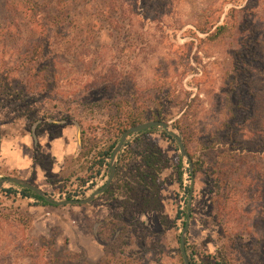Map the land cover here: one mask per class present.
<instances>
[{
    "label": "rangeland",
    "instance_id": "1",
    "mask_svg": "<svg viewBox=\"0 0 264 264\" xmlns=\"http://www.w3.org/2000/svg\"><path fill=\"white\" fill-rule=\"evenodd\" d=\"M104 99L168 122L191 161L212 143L243 157L220 197L205 164H192L185 243L197 264H264V0H0V117L79 126L69 170L43 189L55 199H82L107 179L105 167L88 178L82 149L106 136L107 110L91 107ZM136 139L113 193L88 204L44 205L5 183L0 264H181L189 161L160 129ZM148 148L161 182L157 195L143 189V211L135 169ZM2 176L13 175L0 165Z\"/></svg>",
    "mask_w": 264,
    "mask_h": 264
},
{
    "label": "trees",
    "instance_id": "2",
    "mask_svg": "<svg viewBox=\"0 0 264 264\" xmlns=\"http://www.w3.org/2000/svg\"><path fill=\"white\" fill-rule=\"evenodd\" d=\"M225 25H218L216 27V32L221 31L224 29ZM125 102L120 101V99L115 100H109L104 99L102 101H97L91 105V107H98V109L107 110V117L108 119L105 120L103 123V130L106 134L105 138L99 139L98 144L87 140L83 143L82 149L85 148L83 151L84 157H87L90 155V161L91 164L88 166L87 172H89L88 178L93 177L95 174H98L100 170L105 167L106 170H108V163L110 160V156L112 153V150L114 146L116 145L121 133L127 129L128 127L140 123L143 119H159V116H155L149 113H144L143 111L131 110V111H122V108L124 106ZM121 111V112H120ZM175 126L178 128H181V126L178 124V122L175 123ZM160 129L161 134L166 137L173 139L172 136L165 133L163 128L161 127H150L149 129L133 133L137 137L136 140L142 139L143 136L152 133L156 130ZM103 140V141H101ZM89 143H91L89 145ZM94 143V144H93ZM102 145V146H101ZM140 145V143H139ZM101 146V147H98ZM149 152L144 155V157L141 158V161L143 162V170L135 169V176L137 179V183L141 186L140 189V195L141 198H145L143 191L144 188H148L157 195V191L160 185V153L158 151H153L150 148H148ZM137 147H133L128 143L124 144V147L119 152L117 156V162H116V173L113 178L112 183L110 186L102 193V195H107L109 193H113L111 190V186L113 185V182L120 179L121 173L124 170V168L127 166V162L132 160L133 157L136 156L138 153ZM243 159L239 153L235 151V149L231 146L226 147H216L213 143L210 145H203L201 148V151L199 155L196 157L195 161H192V164L194 166V171H196V168L202 167L203 164L210 170L211 180L213 187L216 189L215 194L217 196H222L224 192V186L230 185V188L233 186V173H237L238 169L236 167V164H240V161ZM244 163V159L242 160ZM181 167V159H178V168ZM188 175L190 176L189 170H187ZM182 172H178L179 179L181 178ZM10 175L16 176L14 172H10ZM229 180V181H228ZM84 181V180H83ZM21 192L25 196L34 197L37 200H39L44 205H50L47 203L42 197L36 195L31 190L20 187ZM138 187L134 185H130V183H127L126 189L128 191V194L131 195V197H134L135 190ZM226 188V187H225ZM222 190L223 193L220 191ZM69 198V197H68ZM148 203V199L145 198L143 201V207L141 208L143 211L147 210L146 204ZM71 206H81V205H71ZM184 225V221L182 222ZM185 250L189 257V260L191 264H197L194 257H193V251H188V245L187 242L185 243ZM179 255H180V262L183 263V260L181 258V253L179 249ZM70 258H59V262L57 264H67V262ZM223 264H227L224 263Z\"/></svg>",
    "mask_w": 264,
    "mask_h": 264
},
{
    "label": "crops",
    "instance_id": "3",
    "mask_svg": "<svg viewBox=\"0 0 264 264\" xmlns=\"http://www.w3.org/2000/svg\"><path fill=\"white\" fill-rule=\"evenodd\" d=\"M9 109L0 117V165L5 173L34 183L42 189L51 179L69 170L70 157L78 151L79 126L69 118L31 119L15 116Z\"/></svg>",
    "mask_w": 264,
    "mask_h": 264
},
{
    "label": "water",
    "instance_id": "4",
    "mask_svg": "<svg viewBox=\"0 0 264 264\" xmlns=\"http://www.w3.org/2000/svg\"><path fill=\"white\" fill-rule=\"evenodd\" d=\"M161 127L165 131L166 134L172 136L177 144L178 148L180 151V156L181 158H186L189 161V173L191 176V183L188 189V197L186 201V211H185V220H184V225L182 228V232L179 237V249L181 253V258L183 260L184 264H191L189 257L186 253L185 250V241H186V235L189 229V224H190V218H191V206H192V193H193V188H194V174H193V169H192V161L187 153V150L185 148V145L183 143L182 137L175 133L173 128L170 126V124L164 120L160 119H152L148 121H144L135 125H132L125 129L116 145L114 146L110 160L108 163V176L106 181L104 182L103 185L95 189L92 193H90L87 197H84L82 199H73V198H67V199H55L53 196H51L49 193L41 189L40 187L30 183L27 180L21 179L16 176H2L0 177V189L5 183H12L14 185L26 188L31 190L33 193L36 195L42 197L47 203L51 205H58V206H65V205H84L90 203L96 196L102 194L111 184L113 181V178L116 173V162H117V156L119 152L122 150L124 147V143L127 139V137L130 134L137 133L146 129H149L150 127ZM0 142H1V132H0Z\"/></svg>",
    "mask_w": 264,
    "mask_h": 264
},
{
    "label": "built area",
    "instance_id": "5",
    "mask_svg": "<svg viewBox=\"0 0 264 264\" xmlns=\"http://www.w3.org/2000/svg\"><path fill=\"white\" fill-rule=\"evenodd\" d=\"M61 196L64 197L65 196V193H61Z\"/></svg>",
    "mask_w": 264,
    "mask_h": 264
}]
</instances>
